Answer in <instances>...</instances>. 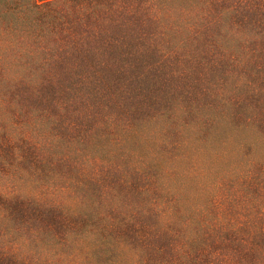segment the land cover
I'll return each instance as SVG.
<instances>
[{"label":"rangeland","instance_id":"374dc122","mask_svg":"<svg viewBox=\"0 0 264 264\" xmlns=\"http://www.w3.org/2000/svg\"><path fill=\"white\" fill-rule=\"evenodd\" d=\"M100 11L0 58V264H264V0Z\"/></svg>","mask_w":264,"mask_h":264},{"label":"trees","instance_id":"16d2710c","mask_svg":"<svg viewBox=\"0 0 264 264\" xmlns=\"http://www.w3.org/2000/svg\"><path fill=\"white\" fill-rule=\"evenodd\" d=\"M112 1L115 0H0V58L11 54L18 62L17 48L29 41L41 50L68 41L77 34L75 26L100 19L108 8L100 10Z\"/></svg>","mask_w":264,"mask_h":264}]
</instances>
